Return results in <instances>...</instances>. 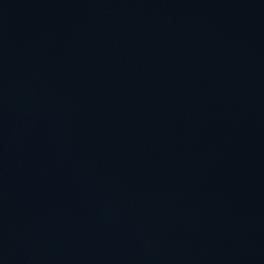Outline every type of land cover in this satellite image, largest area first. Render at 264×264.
<instances>
[{"label":"water","instance_id":"water-1","mask_svg":"<svg viewBox=\"0 0 264 264\" xmlns=\"http://www.w3.org/2000/svg\"><path fill=\"white\" fill-rule=\"evenodd\" d=\"M0 264H264V0H0Z\"/></svg>","mask_w":264,"mask_h":264}]
</instances>
